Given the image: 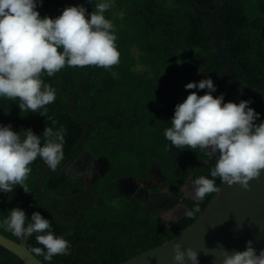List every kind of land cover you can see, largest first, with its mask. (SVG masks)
I'll return each mask as SVG.
<instances>
[{"label": "trees", "instance_id": "trees-1", "mask_svg": "<svg viewBox=\"0 0 264 264\" xmlns=\"http://www.w3.org/2000/svg\"><path fill=\"white\" fill-rule=\"evenodd\" d=\"M192 1L206 10H214L223 2ZM77 4L85 5L88 12L94 10L88 0H43L38 11L41 16L56 17L65 7ZM104 15L112 21L117 36L119 63L111 69L116 77L96 66H66L52 77L43 74L44 82L56 90L46 117L21 111L18 100L0 98V124H10L14 131L31 128L41 135L47 125L67 129L61 167L86 130L69 107L73 90L75 115L91 123L77 156L87 150L108 161L105 172L90 184L83 176L73 177L65 171L43 175V187L51 195L86 190L92 197L90 206L71 225L58 223L48 210L40 212L50 221L54 233L71 244L70 255H56L51 262L36 256L44 264H117L175 236L212 199L215 192L203 200L186 197L182 186L199 176L211 179L215 158H209L200 148H177L164 136L175 105L180 103L176 92L182 75L202 72L195 82L211 77L216 85L213 95L223 93L225 102L251 99L250 106L260 113L256 122L264 120V100L240 91L231 82L215 50L210 18L196 13L187 0H112ZM216 20L223 51L236 76L246 85L264 90V0H227ZM192 91L203 95L207 89H189L187 95ZM153 162L165 175L158 188H167L185 205L173 222L160 218L159 211L145 202L129 199L130 195L120 189L124 179L147 177ZM44 166L39 157L30 165L32 171L25 181L29 192L19 185L13 192H0V221L13 207L24 209L30 217L43 204L51 205L64 220L74 216L85 198L47 199L38 185V171ZM222 182L215 178L217 188ZM196 205L200 211L188 216L187 211ZM0 232L19 240L5 228L0 227ZM27 247H43L37 243L36 233L28 237ZM0 264L24 262L0 245Z\"/></svg>", "mask_w": 264, "mask_h": 264}, {"label": "clouds", "instance_id": "clouds-1", "mask_svg": "<svg viewBox=\"0 0 264 264\" xmlns=\"http://www.w3.org/2000/svg\"><path fill=\"white\" fill-rule=\"evenodd\" d=\"M94 10L88 12L83 4L65 7L61 14L41 16L38 5L43 0H0V98L19 101L21 111L39 113L46 117L47 105L56 99V90L42 79L54 76L67 67L96 66L111 71L119 63L114 25L104 13L112 0H88ZM113 77L117 73L111 71ZM185 89H207L203 95L190 92L177 103L171 126L165 138L177 148H200L209 158H215L211 179L199 176L192 181L194 198L203 200L219 189L215 178L228 185L249 187L264 170V120L251 107V99L239 103L224 100V94L214 96L216 85L211 77L188 82ZM57 122L52 121V125ZM67 129L46 126L41 135L31 128L14 131L10 124H0V192H13L21 186L29 192L26 179L30 165L39 157L50 169L56 170L64 159ZM43 137V143L41 141ZM199 206L187 211L188 216L199 212ZM0 227L23 239L36 233V241L43 247L30 249L35 256L51 262L56 255H70L71 244L52 230L50 221L39 211L31 217L24 209L13 207L0 221ZM174 261L199 264V253L173 245ZM221 264H264V249L257 251L248 240L242 251L229 253L222 249Z\"/></svg>", "mask_w": 264, "mask_h": 264}, {"label": "water", "instance_id": "water-1", "mask_svg": "<svg viewBox=\"0 0 264 264\" xmlns=\"http://www.w3.org/2000/svg\"><path fill=\"white\" fill-rule=\"evenodd\" d=\"M187 1L196 13L206 15L210 18L215 50L231 82L240 91L264 100V90L243 83L236 76L223 51L216 15L224 7L227 0H223L221 5L214 10L201 9L197 7L192 0ZM71 92L73 93V98L69 102L71 113L80 124L86 127V130L79 140L71 158L61 167L56 170H52L48 166L39 169L38 185L43 195L50 200L69 201L78 197H84L85 200L81 203L74 216L69 220L62 219L57 211L49 204L37 206L33 210V212L48 210L58 223L65 226L75 223L84 209L92 203V197L86 190H80L64 196L51 195L47 193L43 187V175L47 172L65 171L70 176H76L69 172V165L72 162L80 164V161L77 158L78 149L91 130V123L89 121L83 120L75 115L73 111V103L76 93L73 90H71ZM86 159H93V156L89 151H87ZM97 162L102 164L98 170L101 173H104L108 167V161L99 158ZM79 170H83V167L81 166ZM158 170L160 171V168H158ZM86 178H90V176H86ZM135 179L136 178L124 179L121 183L127 182L132 186H138L141 183H145L149 187L153 186L147 181L141 182ZM94 180V178H91L88 183L90 184ZM218 189L219 191L215 192L206 207L190 225L182 229L169 240L131 256L117 264H177L173 259V245L177 242H179L184 249L192 248L196 250L199 253V264H221L223 259V248L227 249L229 253L242 251L245 249L248 240L253 241V247L257 251L264 249V170H262L261 175L258 178L249 181L248 188H243L238 183L228 185L226 182H222ZM142 190L145 194L153 193L147 188H142ZM130 193H132L131 190L126 191V194ZM167 194L169 200L174 204L182 202L181 198L175 196L170 191L167 192ZM192 198L197 200L193 196ZM28 237L29 236H25L23 239L19 238V240L16 241L0 232V245L18 256L24 264H44L28 249ZM185 264H191V262L187 260V257Z\"/></svg>", "mask_w": 264, "mask_h": 264}, {"label": "flooded vegetation", "instance_id": "flooded-vegetation-1", "mask_svg": "<svg viewBox=\"0 0 264 264\" xmlns=\"http://www.w3.org/2000/svg\"><path fill=\"white\" fill-rule=\"evenodd\" d=\"M85 152V153H84ZM86 155H87V150L82 151L77 158L80 161V164L77 163H71L69 166V172L73 173L76 176H83L84 179H86L87 181H90L91 178H96L97 175L99 173H101L98 169L100 166H102L101 163L97 162V160L100 157H94L93 155V159H86ZM85 156V159H84ZM81 166L83 167V170H79L81 168ZM158 163L157 162H153L150 165L149 168V174L147 177L145 178H136L135 180L137 181H147L149 184L151 185H155L154 187H149L147 186L145 183H141L138 186H132L130 184H128L127 182L125 183H121L120 184V189L122 192H124V194L126 193L127 190H131L132 193H130L129 199L133 200L134 202H145L150 208L152 209H157L159 211V215L160 218H162L161 216L163 215L164 212L166 211H174L175 210V219H164L167 220L168 222H173L175 221L178 217L179 214L184 210L185 205L183 204V202H180L178 204H174L172 201L169 200L168 194L167 192H169V190L167 188H158L160 186V184L163 182L165 175L162 173L161 169L160 171L158 170ZM94 173V174H92ZM86 176H90V178H86ZM92 176V177H91ZM94 176V177H93ZM142 188L144 189H149L150 191H152V194H145L144 191L142 190ZM183 192H184V188L182 186ZM193 189V188H188ZM193 193H194V189H193ZM184 196L185 192H184ZM189 197V196H187ZM192 198V196H190ZM144 200V201H143ZM163 219V218H162Z\"/></svg>", "mask_w": 264, "mask_h": 264}, {"label": "rangeland", "instance_id": "rangeland-1", "mask_svg": "<svg viewBox=\"0 0 264 264\" xmlns=\"http://www.w3.org/2000/svg\"><path fill=\"white\" fill-rule=\"evenodd\" d=\"M91 6L94 8V3H91ZM179 70L181 71V67H179ZM203 74L202 72H194L192 74H186V75H182V77L180 78L179 82H180V87L176 92V97L178 99L179 102H182L184 99H186L187 97V93L189 91V89H185V84H187L188 82H195V79L198 75ZM184 188V192L186 196H193L194 197V193H193V189H188V188H193L192 186V181H188L185 185H183ZM175 210L172 211H166L163 213V215L161 216L163 219H175L174 217L175 215Z\"/></svg>", "mask_w": 264, "mask_h": 264}]
</instances>
